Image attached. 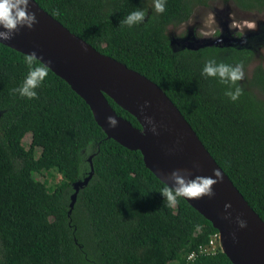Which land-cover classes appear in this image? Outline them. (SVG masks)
<instances>
[{
	"label": "trees",
	"instance_id": "trees-1",
	"mask_svg": "<svg viewBox=\"0 0 264 264\" xmlns=\"http://www.w3.org/2000/svg\"><path fill=\"white\" fill-rule=\"evenodd\" d=\"M35 1L97 51L157 83L264 221V58L248 39L192 50L174 48L167 34L214 0H164L163 12L155 0ZM224 1L264 13V0ZM138 10L145 14L142 22L123 23ZM256 41L264 44V34ZM209 60L240 65L243 78L225 84L203 74ZM30 71L38 81L33 98L17 91ZM237 87L236 100L225 95ZM90 158L94 175L72 208L74 184L89 176ZM43 171L61 174L62 182L39 181L35 175ZM170 190L139 151L107 137L63 79L0 43L1 264H233L222 247L187 261L218 230L182 196L170 204Z\"/></svg>",
	"mask_w": 264,
	"mask_h": 264
},
{
	"label": "water",
	"instance_id": "water-1",
	"mask_svg": "<svg viewBox=\"0 0 264 264\" xmlns=\"http://www.w3.org/2000/svg\"><path fill=\"white\" fill-rule=\"evenodd\" d=\"M28 11L35 15L31 28L19 26L10 34V39H0V43L40 61L63 79L90 107L107 137L130 151H139L146 167L170 188L174 187L171 179L174 170H180L187 177L214 179V170L218 171L220 179L211 185L213 196L182 198L221 233L223 251L233 264H264V221L162 88L97 51L35 0H28ZM108 98L133 115L141 128L119 116ZM109 116L117 120L115 127H109ZM147 118H151L152 123ZM89 161V176L74 184L72 208L79 190L87 186L94 175L92 158ZM225 204L231 207L225 208ZM239 219L246 221L244 227L239 226Z\"/></svg>",
	"mask_w": 264,
	"mask_h": 264
},
{
	"label": "rangeland",
	"instance_id": "rangeland-1",
	"mask_svg": "<svg viewBox=\"0 0 264 264\" xmlns=\"http://www.w3.org/2000/svg\"><path fill=\"white\" fill-rule=\"evenodd\" d=\"M167 34L174 48L197 50L205 46L224 45L248 39L253 41L264 58V44L256 41V37L264 34V13L245 12L237 8L231 1L214 0L207 7L195 9L190 21L178 27L170 26ZM262 45H261V44ZM260 63L255 61L250 71ZM31 134H27L23 144L28 148ZM41 181L56 186L62 182V175L57 172L43 171L35 175ZM2 251L0 249V264Z\"/></svg>",
	"mask_w": 264,
	"mask_h": 264
},
{
	"label": "clouds",
	"instance_id": "clouds-1",
	"mask_svg": "<svg viewBox=\"0 0 264 264\" xmlns=\"http://www.w3.org/2000/svg\"><path fill=\"white\" fill-rule=\"evenodd\" d=\"M155 8L158 12L164 11V0H155ZM143 11H133L125 18L123 23L131 26L135 23L142 22L144 20ZM35 21L34 13L28 11V0H0V28L5 29L0 31V39H10V34L15 32L19 26L26 25L31 28ZM202 73L207 76H219L222 83L229 84L243 78V70L240 65L231 67L226 64H216L215 61L209 60L205 63ZM38 81L33 78L31 71L26 76L23 85L17 89L22 96L28 98L36 97L37 93L34 89L37 87ZM240 94L239 87L233 91H226L225 95L229 96L232 100H236ZM148 102L145 101V104ZM109 127H115L117 120L109 116ZM149 123H152L151 118H147ZM152 131L155 132V125L152 127ZM215 179L212 177H187L182 174L180 170H174L171 174V179L174 182V187L167 193V199L170 204L176 203V197L185 196H199L201 194H207L209 197L213 196V190L211 185L216 183L220 179V173L214 170ZM193 185H199L193 187ZM231 207L230 204H225V208ZM239 226L244 227L246 221L243 219L238 220Z\"/></svg>",
	"mask_w": 264,
	"mask_h": 264
},
{
	"label": "built area",
	"instance_id": "built-area-1",
	"mask_svg": "<svg viewBox=\"0 0 264 264\" xmlns=\"http://www.w3.org/2000/svg\"><path fill=\"white\" fill-rule=\"evenodd\" d=\"M221 233L217 231L213 233L209 241L205 244H201L197 249L190 252L187 256L188 262H194L201 257L216 255L222 246Z\"/></svg>",
	"mask_w": 264,
	"mask_h": 264
}]
</instances>
